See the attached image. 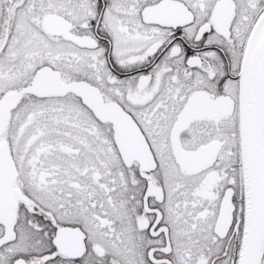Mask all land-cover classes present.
Masks as SVG:
<instances>
[{"label": "snow or ice", "instance_id": "obj_1", "mask_svg": "<svg viewBox=\"0 0 264 264\" xmlns=\"http://www.w3.org/2000/svg\"><path fill=\"white\" fill-rule=\"evenodd\" d=\"M0 264H264V0H0Z\"/></svg>", "mask_w": 264, "mask_h": 264}]
</instances>
